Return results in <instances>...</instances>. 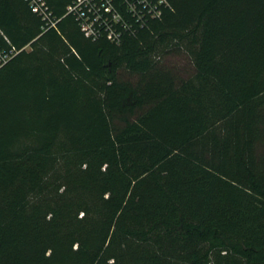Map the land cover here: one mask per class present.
I'll use <instances>...</instances> for the list:
<instances>
[{
	"label": "trees",
	"instance_id": "1",
	"mask_svg": "<svg viewBox=\"0 0 264 264\" xmlns=\"http://www.w3.org/2000/svg\"><path fill=\"white\" fill-rule=\"evenodd\" d=\"M0 0V264H264V0H167L120 44Z\"/></svg>",
	"mask_w": 264,
	"mask_h": 264
},
{
	"label": "built area",
	"instance_id": "2",
	"mask_svg": "<svg viewBox=\"0 0 264 264\" xmlns=\"http://www.w3.org/2000/svg\"><path fill=\"white\" fill-rule=\"evenodd\" d=\"M46 27H56L57 21L43 0H25ZM170 5L167 0H74L68 7L79 22L85 36L93 41L107 38L120 44L124 35H135L149 20L158 19ZM19 51L0 45V70Z\"/></svg>",
	"mask_w": 264,
	"mask_h": 264
},
{
	"label": "rangeland",
	"instance_id": "3",
	"mask_svg": "<svg viewBox=\"0 0 264 264\" xmlns=\"http://www.w3.org/2000/svg\"><path fill=\"white\" fill-rule=\"evenodd\" d=\"M261 152V164L263 163V166H264V138H263V143L261 144V148H260Z\"/></svg>",
	"mask_w": 264,
	"mask_h": 264
}]
</instances>
